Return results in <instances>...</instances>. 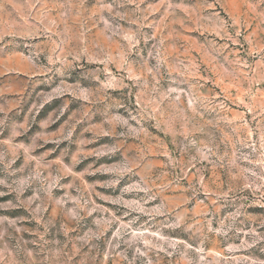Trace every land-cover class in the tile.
<instances>
[{
    "label": "rangeland",
    "instance_id": "1",
    "mask_svg": "<svg viewBox=\"0 0 264 264\" xmlns=\"http://www.w3.org/2000/svg\"><path fill=\"white\" fill-rule=\"evenodd\" d=\"M0 264H264V0H0Z\"/></svg>",
    "mask_w": 264,
    "mask_h": 264
}]
</instances>
